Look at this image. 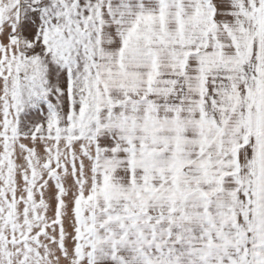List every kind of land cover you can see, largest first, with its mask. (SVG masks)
Segmentation results:
<instances>
[{"label": "snow or ice", "instance_id": "snow-or-ice-1", "mask_svg": "<svg viewBox=\"0 0 264 264\" xmlns=\"http://www.w3.org/2000/svg\"><path fill=\"white\" fill-rule=\"evenodd\" d=\"M0 264H264V0H0Z\"/></svg>", "mask_w": 264, "mask_h": 264}]
</instances>
